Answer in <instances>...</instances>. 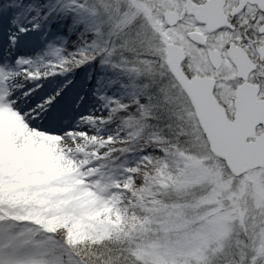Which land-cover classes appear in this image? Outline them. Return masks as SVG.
Here are the masks:
<instances>
[{
    "label": "snow or ice",
    "instance_id": "6c2138e0",
    "mask_svg": "<svg viewBox=\"0 0 264 264\" xmlns=\"http://www.w3.org/2000/svg\"><path fill=\"white\" fill-rule=\"evenodd\" d=\"M0 264H264V0H0Z\"/></svg>",
    "mask_w": 264,
    "mask_h": 264
}]
</instances>
